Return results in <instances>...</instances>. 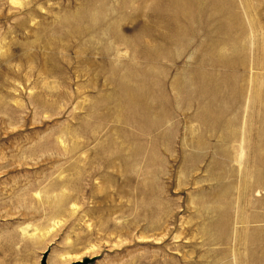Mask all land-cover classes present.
<instances>
[{
    "label": "rangeland",
    "instance_id": "374dc122",
    "mask_svg": "<svg viewBox=\"0 0 264 264\" xmlns=\"http://www.w3.org/2000/svg\"><path fill=\"white\" fill-rule=\"evenodd\" d=\"M46 250L264 264V0H0V264Z\"/></svg>",
    "mask_w": 264,
    "mask_h": 264
},
{
    "label": "water",
    "instance_id": "95a60500",
    "mask_svg": "<svg viewBox=\"0 0 264 264\" xmlns=\"http://www.w3.org/2000/svg\"><path fill=\"white\" fill-rule=\"evenodd\" d=\"M48 253H49V250H46L44 253H42L41 259H40V264H47L46 261H47ZM87 260L88 259H86V261L83 264H86Z\"/></svg>",
    "mask_w": 264,
    "mask_h": 264
},
{
    "label": "bare ground",
    "instance_id": "6f19581e",
    "mask_svg": "<svg viewBox=\"0 0 264 264\" xmlns=\"http://www.w3.org/2000/svg\"><path fill=\"white\" fill-rule=\"evenodd\" d=\"M183 11V10H182ZM185 12V11H184ZM48 256V255H47ZM52 264H57V262L54 261V259L51 260ZM46 263L48 264V261H46Z\"/></svg>",
    "mask_w": 264,
    "mask_h": 264
}]
</instances>
